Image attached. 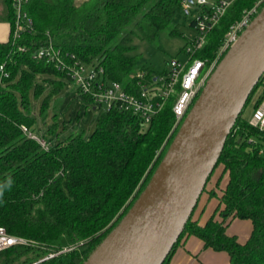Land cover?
<instances>
[{
	"label": "trees",
	"instance_id": "1",
	"mask_svg": "<svg viewBox=\"0 0 264 264\" xmlns=\"http://www.w3.org/2000/svg\"><path fill=\"white\" fill-rule=\"evenodd\" d=\"M149 1L27 0L24 9L32 19L31 28L15 39L12 32L8 40L0 41V66L8 73L0 68V226L34 240L0 250V264H82L121 220L164 156L180 127L174 128L173 97L145 125L132 111L107 106L90 136L73 133L48 149L21 127L26 124L35 131V117L28 112L37 74L52 75L47 78L54 86L49 96L60 91L66 79L72 80L55 61L36 55L50 43L87 63L102 64L109 80L132 78L135 83L138 78L133 74L138 69L145 71L149 82L166 73H157L150 64L137 67L139 55L128 53L135 47L130 44L133 32L155 41L182 7L180 0H151L146 7ZM256 1L234 0L211 29L198 52L207 66L231 24ZM6 3V18L14 29L16 7L13 0ZM170 32H177V26ZM43 89L37 82L35 94ZM76 91L92 101L78 85ZM263 98L264 75L232 127L214 168L223 166L217 184L228 174L218 196V214L203 224L191 215L166 260L184 237L196 235L205 247L227 251L230 264H264V129L250 124L243 114L252 99L256 108ZM47 105L45 100L41 111L45 112ZM235 217L253 223L245 242L227 231ZM68 245L73 248L59 252Z\"/></svg>",
	"mask_w": 264,
	"mask_h": 264
},
{
	"label": "water",
	"instance_id": "2",
	"mask_svg": "<svg viewBox=\"0 0 264 264\" xmlns=\"http://www.w3.org/2000/svg\"><path fill=\"white\" fill-rule=\"evenodd\" d=\"M264 75V6L226 51L150 180L82 264H163Z\"/></svg>",
	"mask_w": 264,
	"mask_h": 264
},
{
	"label": "built area",
	"instance_id": "3",
	"mask_svg": "<svg viewBox=\"0 0 264 264\" xmlns=\"http://www.w3.org/2000/svg\"><path fill=\"white\" fill-rule=\"evenodd\" d=\"M27 0H13L17 17L13 31V38L20 36L22 30L31 28L33 22L24 4ZM186 10L196 6L197 15L193 19L196 35L190 39L184 49L186 59L173 58L166 73L156 75L152 82L147 81L146 73L138 69L133 75L138 79L135 83L130 80H109L105 74V67L96 62L87 63L76 57V54L64 52L61 48L50 43L41 48L37 56L55 61L58 67L65 70L72 81L81 91L90 95L94 103L105 102L108 107L119 105L132 111L139 117L142 124H149L163 109L168 98L173 97V111L176 116L175 127L180 125L204 88L209 76L226 51L238 40L240 34L249 25L251 20L261 10L263 0H257L243 16L233 22L224 35L223 43L217 51L216 57L207 66L206 59L198 55L207 42L211 29L218 24L228 7L234 0H180ZM24 49V48H23ZM92 64L91 68L87 65ZM2 73L4 66H0ZM250 124L264 129V98L248 117ZM27 136L37 140L45 149L50 144L39 133L33 131L26 124H22ZM33 239L10 233L5 226H0V250L17 244H32ZM73 246H64L59 252L72 249ZM35 264V263H31Z\"/></svg>",
	"mask_w": 264,
	"mask_h": 264
},
{
	"label": "rangeland",
	"instance_id": "4",
	"mask_svg": "<svg viewBox=\"0 0 264 264\" xmlns=\"http://www.w3.org/2000/svg\"><path fill=\"white\" fill-rule=\"evenodd\" d=\"M80 1L76 0L77 3ZM150 2L151 0L146 7ZM196 15L195 5H192L189 10L179 7L171 25L167 29L161 30L155 41L144 39L136 31L133 32L130 44L135 47L131 48L128 53L139 55L137 67L150 64L153 65L157 73H162L170 68V61L173 58L186 59L184 49L190 39L196 35V28L191 24ZM174 26H177V32L171 33L170 29ZM91 67L92 64L87 65V68ZM50 76H52L50 73L37 74L29 93L30 111L28 113L35 117V131L45 137L51 145L58 141H64L70 134L77 132H82L86 137L90 136L95 129L98 116L108 105L105 102L94 103L85 100L76 91V84L70 79H66V83L60 91L53 92L52 96H49L54 88L53 84L47 80ZM37 82H40L44 88L38 95L34 91ZM45 100H48V105L43 112L41 108ZM254 108V99H252L246 105L243 114H247ZM222 172L223 166L220 164L216 167L211 179L213 180L217 174L221 175ZM37 262L33 261L32 263L36 264ZM14 264L24 263L19 261ZM163 264H167V262L165 261Z\"/></svg>",
	"mask_w": 264,
	"mask_h": 264
},
{
	"label": "crops",
	"instance_id": "5",
	"mask_svg": "<svg viewBox=\"0 0 264 264\" xmlns=\"http://www.w3.org/2000/svg\"><path fill=\"white\" fill-rule=\"evenodd\" d=\"M79 3V2H78ZM7 3L6 0H0V41L8 40L14 31L11 21L6 18ZM255 109V108H254ZM253 109L245 114L249 117ZM217 174L207 184L199 198V201L193 211V218L205 223L212 214H218L216 208L219 204V195L227 183L228 174L223 176L220 184H217ZM216 192L218 195L211 194ZM253 223L249 218L231 219L227 225V231L238 237L240 242H245L252 231ZM167 264H230V256L227 251L215 250L211 247H205L204 241L196 235L184 237L181 243L176 247L171 257L166 260Z\"/></svg>",
	"mask_w": 264,
	"mask_h": 264
}]
</instances>
